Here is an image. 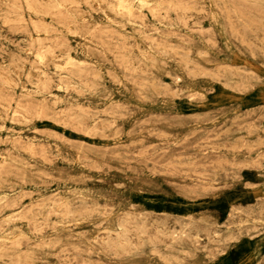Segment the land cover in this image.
<instances>
[{
  "label": "rangeland",
  "instance_id": "rangeland-1",
  "mask_svg": "<svg viewBox=\"0 0 264 264\" xmlns=\"http://www.w3.org/2000/svg\"><path fill=\"white\" fill-rule=\"evenodd\" d=\"M263 51L264 0H0V264H264Z\"/></svg>",
  "mask_w": 264,
  "mask_h": 264
},
{
  "label": "bare ground",
  "instance_id": "bare-ground-1",
  "mask_svg": "<svg viewBox=\"0 0 264 264\" xmlns=\"http://www.w3.org/2000/svg\"><path fill=\"white\" fill-rule=\"evenodd\" d=\"M6 2H7V0H6ZM66 6H67V4H66ZM11 9H13V11H14V8H11ZM21 10V9H20ZM15 11H17V10H15ZM109 14V13H108ZM21 16V15H20ZM35 17V16H34ZM13 21V20H12ZM14 23V22H13ZM14 26V25H13ZM15 26H17V25H15ZM14 26V27H15ZM38 31V30H37ZM30 37V36H29ZM25 40V39H24ZM40 40V39H39ZM19 43V42H18ZM6 44V43H5ZM20 45V44H19ZM44 46V44H42L41 45V49H42V47ZM14 47V46H13ZM48 47V46H47ZM144 47V46H143ZM33 48H35V47H33ZM33 48H31V49H33ZM44 48V47H43ZM38 50V49H37ZM45 50V49H44ZM39 52V51H38ZM42 52V51H41ZM40 52V53H41ZM264 52V51H263ZM40 56V55H39ZM53 56V55H52ZM41 58V57H40ZM42 59V58H41ZM71 59V58H70ZM61 61V60H60ZM65 61V60H64ZM63 62V61H62ZM191 65V64H190ZM187 68V67H186ZM31 70V69H30ZM36 72V71H35ZM36 76H37V74H36ZM40 76V75H39ZM43 76V75H42ZM41 77V76H40ZM40 77H38V78H40ZM116 83V82H115ZM77 91V90H76ZM175 91V90H174ZM95 100V99H94ZM25 109V108H24ZM18 114V113H17ZM115 114V113H114ZM6 139H8V137L6 138ZM5 140V139H4ZM9 141H10V139H9ZM128 146V145H127ZM26 149V148H25ZM28 149V148H27ZM24 191V190H23ZM22 192V191H21ZM24 193V192H23ZM15 196H17V195H15ZM14 198V197H13ZM21 199V198H20ZM78 199V198H77ZM1 200V199H0ZM3 200V199H2ZM72 202V201H71ZM52 203V202H51ZM68 206V205H67ZM6 207V206H5ZM9 208V207H8ZM12 208V207H11ZM102 211H104V210H102ZM90 215V214H89ZM96 215H98L97 213H96ZM95 216V215H94ZM19 217H21V216H19ZM98 217V216H97ZM12 218V217H11ZM67 219V218H66ZM106 221V220H105ZM101 225H102V223H101ZM104 226V225H103ZM103 228V227H102ZM255 231V230H254ZM124 236V235H123ZM20 240V239H19ZM8 242V241H7ZM4 243V242H3ZM10 242H8V244H9ZM15 243H17V242H15ZM5 244V243H4ZM7 244V243H6ZM11 244V243H10ZM3 245V244H2ZM20 247V246H19ZM35 247V246H34ZM112 254V253H111ZM160 254V253H159ZM43 258V257H42ZM258 264H260V263H258Z\"/></svg>",
  "mask_w": 264,
  "mask_h": 264
}]
</instances>
